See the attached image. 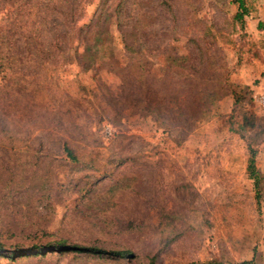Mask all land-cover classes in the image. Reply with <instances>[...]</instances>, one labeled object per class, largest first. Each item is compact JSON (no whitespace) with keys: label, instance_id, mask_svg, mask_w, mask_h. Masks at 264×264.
Instances as JSON below:
<instances>
[{"label":"rangeland","instance_id":"obj_1","mask_svg":"<svg viewBox=\"0 0 264 264\" xmlns=\"http://www.w3.org/2000/svg\"><path fill=\"white\" fill-rule=\"evenodd\" d=\"M244 5L0 0V244L129 252L0 264H264V0Z\"/></svg>","mask_w":264,"mask_h":264},{"label":"trees","instance_id":"obj_2","mask_svg":"<svg viewBox=\"0 0 264 264\" xmlns=\"http://www.w3.org/2000/svg\"><path fill=\"white\" fill-rule=\"evenodd\" d=\"M238 4V12L235 15V19L241 21L244 16L248 14L246 6L244 5V0H235ZM64 153L66 156L75 161V156L70 148L66 145L63 147ZM247 171L249 174V178L254 182L255 188V201L257 205V211L260 213V191L259 185L261 181V177L255 166V152L253 150L250 151V159L247 167ZM50 252H75V253H86L93 255H104L112 258H123L129 256V252L125 250H103L95 247H83L78 245L65 244L64 242H51L42 245H33L27 248H13L10 251H5L4 247L0 244V254H6L10 259L16 258H25L30 256H45ZM241 264H255L254 260L243 261Z\"/></svg>","mask_w":264,"mask_h":264},{"label":"built area","instance_id":"obj_3","mask_svg":"<svg viewBox=\"0 0 264 264\" xmlns=\"http://www.w3.org/2000/svg\"><path fill=\"white\" fill-rule=\"evenodd\" d=\"M253 97L258 107L264 111V83L257 87Z\"/></svg>","mask_w":264,"mask_h":264}]
</instances>
